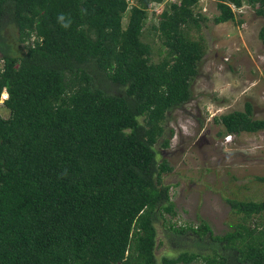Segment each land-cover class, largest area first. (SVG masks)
<instances>
[{"label": "trees", "instance_id": "16d2710c", "mask_svg": "<svg viewBox=\"0 0 264 264\" xmlns=\"http://www.w3.org/2000/svg\"><path fill=\"white\" fill-rule=\"evenodd\" d=\"M215 1V24L245 4L264 20V0ZM198 2L0 0V264H264V198H227L236 221L222 234L169 223L171 244L192 250L155 254L156 223L175 211L154 145L205 54ZM158 3L155 60L144 38ZM252 114L246 102L215 122L264 130Z\"/></svg>", "mask_w": 264, "mask_h": 264}, {"label": "rangeland", "instance_id": "374dc122", "mask_svg": "<svg viewBox=\"0 0 264 264\" xmlns=\"http://www.w3.org/2000/svg\"><path fill=\"white\" fill-rule=\"evenodd\" d=\"M163 6H150L145 24L149 35L144 40L151 41L155 60L162 47L156 37L150 40L149 23L156 22L153 12ZM195 10L206 19L191 34L203 40L205 54L191 81L190 99L167 112L164 134L154 145L158 160L165 159L172 166V171L163 175V182L172 185L175 211L174 215L165 213V219L156 223L159 243L155 254L159 261L162 256L192 250L184 241L171 244L166 237L169 223L196 226L204 220L214 234H222L236 221L227 198H264V130L221 134L222 125L215 122L221 114L243 110L246 102L252 106L253 118L264 119V46L258 38L264 20L247 4L237 11L234 21L218 24L213 22L219 13L215 0H199ZM110 88L108 91H114ZM5 97L4 93L0 99L3 116L8 113L2 105ZM164 139H168L167 146Z\"/></svg>", "mask_w": 264, "mask_h": 264}, {"label": "clouds", "instance_id": "9594fccd", "mask_svg": "<svg viewBox=\"0 0 264 264\" xmlns=\"http://www.w3.org/2000/svg\"><path fill=\"white\" fill-rule=\"evenodd\" d=\"M4 93L6 94V92H3L2 94H4ZM1 96H2V95H1ZM6 97H7V94H6Z\"/></svg>", "mask_w": 264, "mask_h": 264}]
</instances>
